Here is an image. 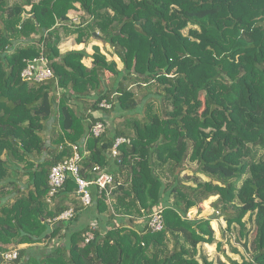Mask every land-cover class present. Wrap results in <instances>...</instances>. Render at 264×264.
I'll use <instances>...</instances> for the list:
<instances>
[{
	"label": "trees",
	"instance_id": "1",
	"mask_svg": "<svg viewBox=\"0 0 264 264\" xmlns=\"http://www.w3.org/2000/svg\"><path fill=\"white\" fill-rule=\"evenodd\" d=\"M76 3L89 20L73 19L71 32L78 41L98 32L123 69L99 46L92 67L84 63L85 50L61 51ZM188 25L204 36L203 45L182 34ZM41 55L54 77L26 80L28 62ZM73 100L81 104L73 106ZM104 100L111 109L101 107ZM57 111L59 129L48 136ZM98 121L107 131L95 137L90 129ZM121 136L131 143L113 157ZM69 143L84 153V177L95 178L96 165L115 177L113 210L106 193L90 188L94 203L84 212L94 224L80 217L81 202L73 219L48 222L69 208L77 190L70 176L54 204L46 199L51 167L72 155ZM260 150L264 0H0V264H200L198 245L216 242L215 230L211 219H191L188 212L203 211L211 196H219L213 206L227 229L239 223L249 235L245 247L252 260L228 257L231 263L264 264ZM187 160L211 180L181 181ZM165 165L171 180L164 179ZM158 209L165 220L158 232L116 221L147 222ZM247 214L251 228L244 223ZM88 231L94 233L90 242ZM11 247L19 254L8 261L3 253ZM201 261L214 264L203 254Z\"/></svg>",
	"mask_w": 264,
	"mask_h": 264
},
{
	"label": "built area",
	"instance_id": "2",
	"mask_svg": "<svg viewBox=\"0 0 264 264\" xmlns=\"http://www.w3.org/2000/svg\"><path fill=\"white\" fill-rule=\"evenodd\" d=\"M77 20V19H74ZM26 80L32 82H43L54 77V70L50 67L45 55H41L28 62L26 68L22 73ZM101 107L104 109H111L112 103L104 100L101 103ZM107 131V126L103 121H98L92 125L90 134L95 137L102 136ZM131 139L126 136L118 137L112 147L111 154L113 157L120 155V149L123 144H130ZM72 148V155L65 158L59 163H56L51 167L49 174V191L47 194V201L51 205L54 204V199L60 194V191L64 188V185L70 176H73L77 182L76 196L81 202L84 208L90 207L94 203V196L90 190L92 185H97L100 193H106L108 197V204L112 206V191L115 188L114 175L100 165L93 167L92 171L96 174L95 178L87 179L81 174L82 161L84 159V153L80 151V145L69 143ZM163 209H158L148 216L147 225L153 232H158L164 229L165 220ZM76 210L74 207H69L55 218H49L48 222L53 225L60 220H71L75 217ZM94 224V223H93ZM86 242H90L94 239L93 231H88L85 234ZM19 248L13 247L3 253V257L10 261L18 257Z\"/></svg>",
	"mask_w": 264,
	"mask_h": 264
},
{
	"label": "crops",
	"instance_id": "3",
	"mask_svg": "<svg viewBox=\"0 0 264 264\" xmlns=\"http://www.w3.org/2000/svg\"><path fill=\"white\" fill-rule=\"evenodd\" d=\"M69 17H70L71 22L73 24H68L67 23L66 27L70 29V32L69 33H67V32H63L62 33V36H64L63 40H62V42L60 44V49H61L62 52H68V51H72V50H82V51L85 50L88 55L84 58V63L88 67H92L93 66V61H94L93 54L95 52L94 47L95 46H99L104 54H107L106 53V51H107L106 49H108L109 52H112L113 55H115L114 56V60L118 63L119 69H123V63H122L121 59L116 54H114L113 47H111V45H109V44L104 43L100 38H98V32H95L94 36H91V37L86 36L83 39V41H78L77 40L78 33L71 32V30H73L74 24L76 23L75 21H73V19H77L80 23L89 20L88 14H86L83 11V9L81 8L80 3H76V8L72 9L69 12ZM80 23H78V24H80ZM83 24L82 25L85 26L87 23L85 22ZM108 59H113V58H111L109 56ZM70 103L73 106H77L78 104L79 105L81 104L80 102H77L76 100H73ZM58 120H59V113L57 111L56 113H54L52 115V117L48 121V124H49L48 126L49 127H48V129L46 131V134L48 136L52 135L53 133L55 134L54 130L59 129V126L57 125L58 124ZM163 167H165V166H163ZM163 167H161V169ZM211 197H215L214 201H216L218 199V196H211ZM71 198L74 199V201L70 200V201L67 202V205L69 207H72L70 205H74L76 202L78 203V205H80V201H78L76 194L75 195L73 194L71 196ZM172 201L173 200L171 199L170 202H172ZM204 204H205L206 209L208 208V206L212 207L211 203L208 206H207L206 203H204ZM111 208H113V207L111 206ZM84 209H87V208H79L80 212L85 213ZM190 210L192 211V218H191V214L190 213H188V216L191 219H201V218H209L210 219V214H209V216H206L205 214H203L205 209L200 212L198 207H193ZM195 212H196V216H193ZM104 216L107 217V214L104 215ZM82 219H83V221L86 219V221H85L86 223L85 224L94 223L93 220H95L94 217H89V218L87 217L85 219L83 217ZM87 220H89V221L87 222ZM145 220H146V217H143V218L139 217V218H135L133 223H130L129 219L128 220L119 219V220H116V221L118 223L122 222V221H125L124 224L126 226H128V227L132 226L136 230L141 232L143 230V228L146 227L147 222ZM224 220H225V218H224ZM221 225L223 226V224H221ZM74 226L75 225H73V227ZM222 226L218 227L217 230L214 228L215 236H216V242L211 243V244H209V243H200L198 245V255L196 257L199 259L200 264H203L202 261H201L202 253H205L208 256V260L210 262H213L214 264H232L231 261L228 259V257L232 258L233 260H238V261L242 262L243 255L245 254V257L248 256L247 255L248 251L246 250L245 245L242 244L239 247L238 245L231 243L229 241V238H228V235H227L229 233L228 229L225 228V227L222 228ZM222 230H223V233H222ZM27 246H29V244H24L21 247H27ZM234 248L237 251H235ZM233 252L234 253L236 252V253H239V255L240 254H242V255H240L239 258H236V256L234 255Z\"/></svg>",
	"mask_w": 264,
	"mask_h": 264
},
{
	"label": "rangeland",
	"instance_id": "4",
	"mask_svg": "<svg viewBox=\"0 0 264 264\" xmlns=\"http://www.w3.org/2000/svg\"><path fill=\"white\" fill-rule=\"evenodd\" d=\"M12 2H14V0H12ZM164 24L166 26H164V28H166L167 30L168 29V23L167 22H164ZM194 27L193 26H187L185 28H183L181 31H182V34L183 35H187V34H190V36L198 39V41L202 42V45L204 44L203 41H205L204 39V36L200 35V33L198 34L197 32L194 31L193 29ZM202 36V37H200ZM106 55L111 58L114 59V56L112 52H109L108 49H106ZM233 59L235 60L236 59V56L233 57ZM152 84H157V83H152ZM142 87V86H141ZM155 90L156 87H152V90ZM144 92V91H143ZM142 91H140L138 94H139V98H141L142 94H143ZM161 109V108H160ZM123 118L122 116H117L116 117V120L119 122V123H122L123 121ZM264 153V150H260V154H263ZM183 169H181V181H184L186 182V184H191V185H194L195 182H196V178H199V179H202L203 181H209L211 180V178L207 175H205L204 173L200 172V168H199V164L197 162H190L189 160L185 161L184 162V165H182ZM162 173L164 174V179H167V180H171L170 177H171V174H170V166L169 165H165V167L162 168ZM185 176H189V178H185ZM166 180V181H167ZM219 197V196H218ZM214 198L215 197H210L209 199L205 200L204 203L207 204V206L211 203V206L212 207H209L206 209L205 207V211L203 212V214H205L206 216H209L210 214V219L212 220L211 224L213 226V228H215L216 230L218 229V227L222 226L221 224H223L222 228L225 227L227 228V222L224 220L223 216L221 215V210L219 209H216L213 204H214ZM213 200V201H212ZM212 201V202H211ZM79 206L78 203H75L74 205H70L72 207L75 208V206ZM205 206V204H204ZM113 207V206H112ZM113 210V208H111ZM191 214V218H192V211L189 210V212ZM82 215L80 216L81 218L84 217L87 218V216L89 215L88 213H81ZM193 216H196V212L194 213ZM251 215L250 214H247L245 217H244V223L247 225L248 228H251L252 225H253V221L251 219ZM220 220V221H219ZM86 221V219H85ZM229 233L227 234L228 235V238H229V241L233 244H236L238 245L239 247L243 244H247L250 240L247 239L249 238V235L247 236L246 238V232L244 233V235L241 233V228H240V224L237 223V224H233V228L232 229H228ZM222 233H223V230H222ZM13 248V247H11ZM10 249V248H9ZM5 253V252H4ZM234 253V252H233ZM203 255L205 253H202ZM206 255V254H205ZM234 255L236 256V258H239L240 254L239 253H234ZM247 257H245V254L243 255V258H249L252 260V255H251V252L248 251L247 253ZM206 257L208 258V256L206 255ZM6 264V262H5Z\"/></svg>",
	"mask_w": 264,
	"mask_h": 264
}]
</instances>
